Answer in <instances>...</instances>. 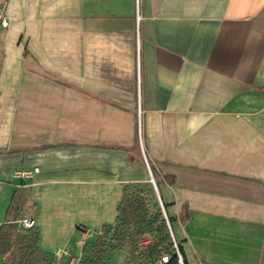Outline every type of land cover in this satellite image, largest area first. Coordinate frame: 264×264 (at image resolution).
<instances>
[{
  "label": "crops",
  "instance_id": "obj_1",
  "mask_svg": "<svg viewBox=\"0 0 264 264\" xmlns=\"http://www.w3.org/2000/svg\"><path fill=\"white\" fill-rule=\"evenodd\" d=\"M3 12L0 227L31 217L50 264H77L86 231L113 224L77 233L59 215L82 197L118 205L148 165L185 264H264V0H4Z\"/></svg>",
  "mask_w": 264,
  "mask_h": 264
},
{
  "label": "trees",
  "instance_id": "obj_2",
  "mask_svg": "<svg viewBox=\"0 0 264 264\" xmlns=\"http://www.w3.org/2000/svg\"><path fill=\"white\" fill-rule=\"evenodd\" d=\"M125 193L126 186L116 208V225L109 228L103 226L101 228L104 229L103 234L101 232L93 244L97 249L96 256L81 258L79 264H105L104 258L107 250L119 249L122 245H131V258L129 260L133 259L132 253L136 252V255L142 256L147 264H151L153 260L162 254H166L169 259L163 264H179L171 237L166 232L167 227L161 211L157 212L154 218L147 222L148 227L156 223L155 228L151 230L154 232L152 240L150 239L149 244L142 249L138 248L137 241L142 239L146 230L139 227L133 233L130 226L145 220L147 208L143 200L137 195L124 199ZM107 236L109 242L113 244L105 242ZM37 242L38 234L36 231L25 229V232L18 233L14 224H2L0 227V258L9 253L6 264H50L49 260L39 250ZM177 248L182 256L183 264H185L181 249L179 246Z\"/></svg>",
  "mask_w": 264,
  "mask_h": 264
},
{
  "label": "rangeland",
  "instance_id": "obj_3",
  "mask_svg": "<svg viewBox=\"0 0 264 264\" xmlns=\"http://www.w3.org/2000/svg\"><path fill=\"white\" fill-rule=\"evenodd\" d=\"M150 175H152L153 181H151ZM81 188H82V191L90 190V187L88 186H81ZM136 195L139 196L143 200L147 208V214L145 216L144 221L140 223H136V224H131L130 230L133 231V233H135L137 228L140 227L146 230L143 233L144 235L149 234L151 238H153L154 232H151V230L155 228L156 223H153L150 227H148L147 222L152 220L155 214L161 211V208H160V200H159V196L157 192V179L153 171L150 170L147 165H146V177L144 181L129 182L126 184V193L124 195V199L129 196H136ZM57 203L58 205L59 204L64 205V207L65 205H68V206H70L71 204L73 205V202L65 204V202L61 198L59 199ZM78 203H79L78 205L80 206V210L76 209V211L71 212V210L73 209L72 207L71 210L68 209L66 213L59 215V226L61 225V226H64L65 228V226L68 225L69 223H76L75 225L78 227L77 228V233H78V231L80 232L81 229L82 230L84 229L82 226H79V225L89 224V225H92V227L96 228L98 225L102 224V223L99 224L101 219L106 221V222L103 221V223L114 224L112 226L111 225L106 226V228L114 227L116 225L115 223L117 221L116 220L117 205L115 206H112L110 204L104 205L105 203L103 201L92 199V198L85 199L83 197L79 200ZM100 205L104 207L102 208L100 207ZM100 208L102 209L103 211L102 213L104 214V215L102 214L103 215L102 218L97 216L98 212H100L99 211ZM104 208H106V210ZM91 231H86V235L84 239H81L82 241H81L80 247L82 248V259L90 258L91 256H96L97 249L94 247L93 244L96 238L98 237V235L96 234L97 230L93 232ZM17 232L23 233L25 232V230L17 228ZM62 232L63 230L61 228L59 233H62ZM98 232H100V234L102 232L103 234L104 229H100ZM166 232L169 234L168 229L166 230ZM105 242L113 244L112 242H109L108 236L106 237ZM130 247L131 245H128V246L122 245V247L119 248V249H125L128 254L127 260H125L123 264H147L145 259L142 256L136 255V252L132 253L133 259L129 260V258H131L130 254L132 250ZM124 254H125V251L118 252L115 257V261H120L121 258L124 256ZM5 256H7V254H5ZM6 258H8V256Z\"/></svg>",
  "mask_w": 264,
  "mask_h": 264
},
{
  "label": "built area",
  "instance_id": "obj_4",
  "mask_svg": "<svg viewBox=\"0 0 264 264\" xmlns=\"http://www.w3.org/2000/svg\"><path fill=\"white\" fill-rule=\"evenodd\" d=\"M3 3H4V0H0V22H4L5 21V14L3 12ZM137 19H139V15H137ZM37 171H38L37 167H33L30 170H28V169H23V170L18 169V170H14L13 171V175L16 176V177L26 178V177H32L33 174H35ZM150 177H151V181H153L152 175H150ZM160 208H161V213H162L163 218L165 220L166 227H167V229L169 231V234H170V237H171V240H172V243H173L176 255H177V262L179 264H183L182 256H181V254L178 251V248H177L178 246H177L176 242L174 241V238H173V235H172L169 218L167 217V215L165 213L164 206H163L161 201H160ZM17 225L19 227L23 228V229H32L33 226H34V220L31 217H23V218H20L19 220H17ZM97 234L99 235L100 232H97ZM150 239H151V236L149 234L144 235L141 240L137 241L138 248L142 249L143 247L148 245L149 242H150ZM79 259L80 258H78V260L76 262L77 264H79ZM168 259H169L168 255L162 254L159 258L153 260L151 262V264H163V263H166L168 261Z\"/></svg>",
  "mask_w": 264,
  "mask_h": 264
}]
</instances>
